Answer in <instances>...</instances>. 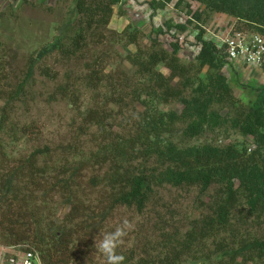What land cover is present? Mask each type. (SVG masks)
I'll list each match as a JSON object with an SVG mask.
<instances>
[{
    "label": "trees",
    "instance_id": "obj_1",
    "mask_svg": "<svg viewBox=\"0 0 264 264\" xmlns=\"http://www.w3.org/2000/svg\"><path fill=\"white\" fill-rule=\"evenodd\" d=\"M171 1L162 0L158 6L162 9ZM191 1L211 13L228 15L264 38V0ZM118 3L120 0H73L65 18L66 25L75 30L66 49L69 56L83 48L93 30L109 22ZM192 17L199 21L201 14L193 12ZM176 28L183 30L184 26ZM203 37L204 31L199 29L195 37L199 51L189 66L180 63L177 43L171 55L155 51L140 63L133 57L143 83L137 87L125 80L129 93L104 99L105 104H123L127 99L142 104L143 111L125 135H116L86 157L81 153L79 159L60 166L50 182L42 176L49 175L51 167L37 163L48 154L47 148L11 162L1 139L2 133L17 135L10 114L32 76L34 63L29 62L24 81L5 96L0 109L1 247H25L23 252L38 254L40 264H106L94 238L111 211L125 208L141 214L159 190L186 188L206 198L200 201L197 216L187 218L186 223H167L169 230L155 241L149 239L139 255L135 250H118L125 256V264H182L186 256L191 258L189 264H264V86L253 89L256 96L249 103L236 98L222 73L228 61L214 41ZM129 38L134 44L135 37ZM159 64L168 71L167 76L156 70ZM104 80L102 73L90 68L83 84L96 89ZM175 80L179 87L171 85ZM58 92L68 94L67 88ZM69 97L77 100L76 95ZM170 101L181 105L180 113L156 108V103ZM111 116L103 106L86 110L83 121L101 127ZM178 124L183 127L177 129ZM220 131L250 138L252 145H183ZM177 135L180 145L168 140ZM95 166L107 167L100 179L94 177L90 183L107 189L108 206L91 217L93 211L78 197V185L82 171ZM37 193L43 198L60 194L67 212L54 220L44 217L35 202ZM249 224L257 231L252 233ZM2 257V264H9L12 255Z\"/></svg>",
    "mask_w": 264,
    "mask_h": 264
},
{
    "label": "rangeland",
    "instance_id": "obj_2",
    "mask_svg": "<svg viewBox=\"0 0 264 264\" xmlns=\"http://www.w3.org/2000/svg\"><path fill=\"white\" fill-rule=\"evenodd\" d=\"M161 1L120 0L113 7L109 22L93 30L83 48L69 56L66 49L75 30L66 25L65 18L73 0H0V109L5 104V96L24 81L29 62L32 60L34 63L31 78L19 100L12 105L10 121L16 127L17 135L10 137L8 130L1 135L10 161H23L33 151L47 148L48 154L40 156L37 163L51 167L49 175L42 176L50 182L59 173L60 166L79 159L81 153L86 157L116 135H125L136 120L135 116L143 111L142 104L131 103L127 99L123 104H105L104 99L113 94L125 96L129 93L131 90H127L125 80L137 87L143 83L138 65L132 63L133 57L140 63L155 51L171 55L173 45L177 43L180 63L189 66L194 63L199 51L195 45L199 29L204 31L205 40L215 44L234 32L258 34L228 15L211 13L191 0H172L160 9L158 5ZM193 12L201 14L199 21L192 17ZM176 25H183L184 29H177ZM131 35L135 37L134 44L130 43ZM88 68L96 69L105 77L103 84L96 89L83 84ZM156 70L164 76L168 75L163 64H159ZM222 73L233 95L244 103L255 99L253 89L264 86V76L249 67L234 70L226 66ZM176 83L177 80L171 85L179 87ZM60 88H67L68 94L61 95L58 92ZM72 95L77 96L76 101L69 97ZM155 105L165 113L181 111L177 101ZM103 106L112 115L109 120L103 121L101 127L84 123L86 110H99ZM182 127V124L177 125V129ZM168 140L182 144L178 135ZM203 143L217 146L245 143L251 146L252 140L236 132L220 131L204 134L183 145ZM106 171V166L89 167L82 171L79 178L78 197L83 206L93 211L91 217H96L108 206L105 200L107 189L102 185L93 187L90 183L94 177L100 179ZM205 200L195 189H161L141 214L125 208L111 211L94 242L98 246L102 233L114 230L127 220L132 228L118 250H135L139 255L149 239L155 241L163 231L169 230L165 226L167 223L173 220L186 223L187 218L196 217L200 203ZM35 202L48 219H57L68 210V205L56 193L45 198L42 193H37ZM249 228L252 233L257 231L256 227L251 228V224ZM207 244L212 251L209 242ZM23 248L20 247L17 252H23ZM190 260V256H186L182 264H189Z\"/></svg>",
    "mask_w": 264,
    "mask_h": 264
},
{
    "label": "built area",
    "instance_id": "obj_3",
    "mask_svg": "<svg viewBox=\"0 0 264 264\" xmlns=\"http://www.w3.org/2000/svg\"><path fill=\"white\" fill-rule=\"evenodd\" d=\"M216 43L222 51L228 63H238L241 66L259 70L264 76V38L257 34H245L234 32L225 35ZM20 247L12 248V257L9 264H33L38 263V254L34 251L17 252Z\"/></svg>",
    "mask_w": 264,
    "mask_h": 264
},
{
    "label": "clouds",
    "instance_id": "obj_4",
    "mask_svg": "<svg viewBox=\"0 0 264 264\" xmlns=\"http://www.w3.org/2000/svg\"><path fill=\"white\" fill-rule=\"evenodd\" d=\"M132 225L124 220L114 230L102 233L98 248L106 259V264H125V256L118 249L124 244Z\"/></svg>",
    "mask_w": 264,
    "mask_h": 264
},
{
    "label": "crops",
    "instance_id": "obj_5",
    "mask_svg": "<svg viewBox=\"0 0 264 264\" xmlns=\"http://www.w3.org/2000/svg\"><path fill=\"white\" fill-rule=\"evenodd\" d=\"M227 68H230V67H232L234 70H240L243 66H241L240 64H238V63H228L227 65ZM225 66V67H226ZM253 70V72H255V73H259V71L258 70H254V69H252ZM262 75V74H261ZM263 76V75H262ZM5 249H9L8 251L7 250H5ZM4 252H6V253H13L14 252V250L13 249H11V248H4V249H2V248H0V255H4L5 253Z\"/></svg>",
    "mask_w": 264,
    "mask_h": 264
}]
</instances>
